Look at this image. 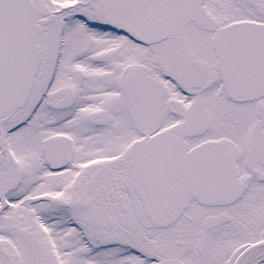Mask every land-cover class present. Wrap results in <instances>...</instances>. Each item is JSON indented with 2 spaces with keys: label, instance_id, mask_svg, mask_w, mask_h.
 Here are the masks:
<instances>
[{
  "label": "snow or ice",
  "instance_id": "snow-or-ice-1",
  "mask_svg": "<svg viewBox=\"0 0 264 264\" xmlns=\"http://www.w3.org/2000/svg\"><path fill=\"white\" fill-rule=\"evenodd\" d=\"M0 264H264V0H0Z\"/></svg>",
  "mask_w": 264,
  "mask_h": 264
}]
</instances>
